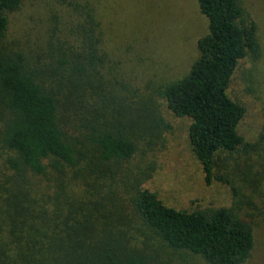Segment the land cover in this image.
I'll return each instance as SVG.
<instances>
[{"label": "trees", "instance_id": "obj_1", "mask_svg": "<svg viewBox=\"0 0 264 264\" xmlns=\"http://www.w3.org/2000/svg\"><path fill=\"white\" fill-rule=\"evenodd\" d=\"M26 1L0 0V147L15 152L9 165L18 183L0 214L11 211L18 240L33 227L45 253L35 263L27 247L24 264H152L149 249L134 244L140 224L150 244L157 239L207 264H245L261 218L240 214L235 185L231 207L187 210L165 204L145 184L154 167L133 162L138 138L154 143L171 124L149 99L120 100L96 8L89 0H49L62 9L55 25L34 43L9 48V14ZM198 5L208 20L198 56L161 94L189 119L187 137L206 183H229L215 174L221 153L264 149V128L255 142L239 133L246 108L227 93L239 62L261 53L258 25L239 0ZM8 251L0 249V264H8Z\"/></svg>", "mask_w": 264, "mask_h": 264}, {"label": "rangeland", "instance_id": "obj_2", "mask_svg": "<svg viewBox=\"0 0 264 264\" xmlns=\"http://www.w3.org/2000/svg\"><path fill=\"white\" fill-rule=\"evenodd\" d=\"M98 14L103 31L105 51L113 60V75L123 102L151 100L159 106L171 127L150 144L138 138L139 152L135 164L152 165V176L146 185L156 191L167 205L178 209L231 207L234 204L232 184L243 198L242 216L256 226V245L253 256L245 264H264V149L259 151L221 153L217 178L205 181L202 163L194 155L187 137L189 119L177 116L161 94L169 83L187 74L198 56V40L208 31V20L201 13L198 0H89ZM49 0H27L10 12L6 45L18 48L26 39L36 37L55 25L52 16L61 11ZM256 20L261 53L258 58H243L232 75L227 93L246 108L239 126L245 141L259 140L264 128V0H239ZM46 22V25H45ZM54 29V28H53ZM53 29L51 31H53ZM15 152L0 147V203L3 197L18 191L16 173L9 165ZM37 181V178H32ZM11 212V211H10ZM10 212L0 214V249L9 246L8 264H24L26 248L35 263L45 256L33 227H24L20 239L14 234L15 225ZM1 213V212H0ZM135 246L148 248L152 264H207L190 253H175L156 239L148 242L145 227L136 223Z\"/></svg>", "mask_w": 264, "mask_h": 264}]
</instances>
